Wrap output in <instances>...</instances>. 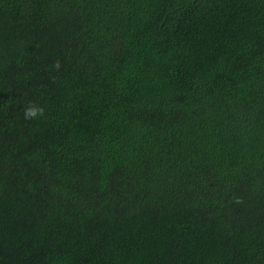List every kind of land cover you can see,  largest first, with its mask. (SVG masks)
Wrapping results in <instances>:
<instances>
[{"label": "trees", "instance_id": "1", "mask_svg": "<svg viewBox=\"0 0 264 264\" xmlns=\"http://www.w3.org/2000/svg\"><path fill=\"white\" fill-rule=\"evenodd\" d=\"M0 264H264V0H0Z\"/></svg>", "mask_w": 264, "mask_h": 264}, {"label": "clouds", "instance_id": "2", "mask_svg": "<svg viewBox=\"0 0 264 264\" xmlns=\"http://www.w3.org/2000/svg\"><path fill=\"white\" fill-rule=\"evenodd\" d=\"M44 114L43 107H39L36 105H30L28 108L24 110V118L26 120L35 119L37 116H42Z\"/></svg>", "mask_w": 264, "mask_h": 264}]
</instances>
